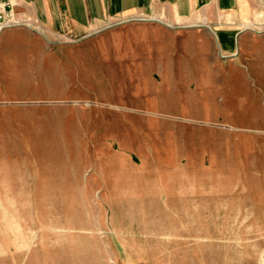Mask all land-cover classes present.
Returning <instances> with one entry per match:
<instances>
[{"label": "rangeland", "instance_id": "obj_1", "mask_svg": "<svg viewBox=\"0 0 264 264\" xmlns=\"http://www.w3.org/2000/svg\"><path fill=\"white\" fill-rule=\"evenodd\" d=\"M125 26L8 29L41 41L0 60V264H264V103L246 133L201 123Z\"/></svg>", "mask_w": 264, "mask_h": 264}, {"label": "crops", "instance_id": "obj_2", "mask_svg": "<svg viewBox=\"0 0 264 264\" xmlns=\"http://www.w3.org/2000/svg\"><path fill=\"white\" fill-rule=\"evenodd\" d=\"M8 1L16 17L28 19L50 42L83 39L121 24L133 29L126 34L134 42L133 59L148 62L140 68H149L154 80L180 81L186 92L200 93L201 123L246 133L255 113L262 114L254 102L264 103V0ZM33 37L2 31L0 60L17 57L18 49L35 50L41 38ZM70 50L62 46L58 52ZM166 73L172 78L166 80ZM191 108L182 106L181 112L190 115Z\"/></svg>", "mask_w": 264, "mask_h": 264}, {"label": "built area", "instance_id": "obj_3", "mask_svg": "<svg viewBox=\"0 0 264 264\" xmlns=\"http://www.w3.org/2000/svg\"><path fill=\"white\" fill-rule=\"evenodd\" d=\"M35 28L26 18L16 17L13 13L12 5L8 0H0V33L13 28Z\"/></svg>", "mask_w": 264, "mask_h": 264}]
</instances>
